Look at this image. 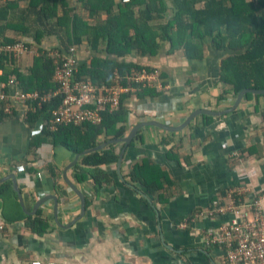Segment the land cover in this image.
Returning a JSON list of instances; mask_svg holds the SVG:
<instances>
[{
    "label": "crops",
    "instance_id": "obj_1",
    "mask_svg": "<svg viewBox=\"0 0 264 264\" xmlns=\"http://www.w3.org/2000/svg\"><path fill=\"white\" fill-rule=\"evenodd\" d=\"M172 1L165 0L168 15ZM7 2L16 6L8 18L18 25L17 16L26 10L27 0ZM66 2L91 27L106 20L104 13L93 17L77 0ZM5 3L0 0V7ZM60 17L59 5L45 29ZM164 23L161 20L158 25ZM55 30L58 34L51 32L39 44L15 30H5V38L14 43L26 41L30 48L29 53L10 55L13 67L25 75L40 53L50 60L53 53H65L63 34ZM77 48L79 66L98 58L159 71L161 86L154 89L158 97L138 98V92L124 97L128 112L125 137L141 123L178 127L195 110L222 112L237 97L232 87L218 83L220 62L230 53L216 52L209 44L200 61L186 60L181 50L168 54L166 44L156 57L132 54L123 59L108 55L102 45L93 51L86 39ZM13 109L10 116L2 113L6 119L0 122V264H27L35 259L56 264H223V250L208 245L203 235L229 221L230 214L221 212L231 204L229 192H235L244 205L259 201L264 216L263 99L243 98L233 113L208 117L211 121L206 127L202 116H197L176 134L153 127L140 129L123 153L119 173L117 162L101 167V187L89 177L82 184L76 182L79 157L66 177L89 200L83 216L77 195L63 180L64 169L75 155L53 146L50 138L32 145L44 120L28 124L21 106ZM99 141L105 143L103 137ZM115 145L119 157L123 144ZM145 161L164 173L171 184L150 193L142 184L133 183L129 176L132 167ZM91 172L87 170V175ZM51 196L57 199L56 218ZM36 213L47 225L39 234L29 225Z\"/></svg>",
    "mask_w": 264,
    "mask_h": 264
},
{
    "label": "trees",
    "instance_id": "obj_2",
    "mask_svg": "<svg viewBox=\"0 0 264 264\" xmlns=\"http://www.w3.org/2000/svg\"><path fill=\"white\" fill-rule=\"evenodd\" d=\"M93 17L106 15L104 23L89 26L79 16L73 14L66 0H27V7L20 12V23L13 25L8 18L16 9L12 2L0 7V47L11 46L14 42L3 36L5 30H15L22 37H29L35 44L40 39L58 34L60 29L68 52L72 46H78L86 39L88 46L97 51L99 46L111 56L123 59L132 54L139 57H156L161 46H168V54L181 50L183 57L190 61H200L205 46L209 44L216 52H228L230 55L220 62L218 83L232 87L236 97L243 90L264 91V0H173L170 15L167 14L165 0H77ZM62 7V17L56 18V24L45 29L47 21L56 17L57 6ZM199 6V8H196ZM31 19V20H30ZM165 21L164 25L153 24ZM49 23V22H48ZM61 54V52H59ZM141 71L140 66L132 63H118L98 58L79 66L78 77L89 79L95 86H110L115 75L124 78L130 71ZM149 70V69H146ZM0 85L14 80L22 93L46 94L54 91L52 84L53 64L47 54H39L33 60L25 75L13 67L9 54H0ZM154 89H141L137 97H158ZM263 99L264 96L246 95L245 100ZM60 101L53 100L43 105L35 114H27L25 121L32 124L38 118L51 119V112ZM13 116V114H12ZM128 112L121 104L112 114L103 113L100 126L83 125L81 127H60L50 133L41 130L33 138L32 145L50 138L53 146H62L74 155L88 151L104 142L124 138ZM204 127L211 119L200 117ZM6 119L0 111V122ZM115 144L99 151L81 156L75 166V180L82 184L89 177L101 187L102 166L117 162L118 153ZM88 171H92L88 176ZM133 183H140L148 192L155 193L170 185L168 177L148 161L134 165L129 173ZM106 180V179H105ZM89 200H85V207ZM36 213L29 222L31 230L40 233L47 225Z\"/></svg>",
    "mask_w": 264,
    "mask_h": 264
},
{
    "label": "built area",
    "instance_id": "obj_3",
    "mask_svg": "<svg viewBox=\"0 0 264 264\" xmlns=\"http://www.w3.org/2000/svg\"><path fill=\"white\" fill-rule=\"evenodd\" d=\"M123 3H128V0ZM77 52V46H72L68 52L51 55V82L56 87L54 91L41 95L22 93L12 79L5 85L1 84L2 113L10 116L13 107L21 106L25 117L27 114H35L43 105L58 99L60 104L51 112V119L43 122L39 131L46 129L53 133L60 127H81L86 124L100 126L102 114L117 112L125 96L141 89H157L161 86V76L156 69L132 70L124 78L115 75L110 86H95L89 79L78 77ZM26 53L27 49L20 42L0 48V54ZM229 198L231 204L221 210L230 214L229 221L205 232V242L223 250V264H264V216L259 201L244 205L233 191L229 192ZM27 264L56 263L35 259Z\"/></svg>",
    "mask_w": 264,
    "mask_h": 264
},
{
    "label": "water",
    "instance_id": "obj_4",
    "mask_svg": "<svg viewBox=\"0 0 264 264\" xmlns=\"http://www.w3.org/2000/svg\"><path fill=\"white\" fill-rule=\"evenodd\" d=\"M246 95H254V96H264V91H256V90H243L241 91L237 97L236 100L233 104V106L227 110H224L222 112H208L205 110H195L192 113L189 114V116H187L185 118V120L181 123L180 126L178 127H169L163 124H159L156 122H146V123H141L136 125L130 132L129 134L124 137V138H120V139H116V140H109L107 142H105L102 145H99L93 149H90L88 151H84L82 153L76 154L73 161L64 169L63 172V180L66 183V185L71 189V191L73 193H75L80 201V210L81 213L80 215L83 216L84 212H85V198L83 196V194L77 189V187H75V185H73L66 177V171L68 169H70L73 165L76 164V162L78 161V158L81 156H84L86 154L92 153V152H96L99 151L101 149H103L104 147H106L109 144H123V147L120 151L118 160H117V170L119 173V167L121 164V160L123 157V153L126 149V147L133 141V139L136 137L138 131L142 128H146V127H153V128H157L159 130H162L163 132H167V133H172V134H176V133H180L182 130H184L189 124L190 122H192L197 116H206V117H210V118H219V117H223L226 115H229L231 113H233L234 111H236L239 107V105L241 104L243 98ZM11 183H12V189L13 191L16 193L17 199H18V203L20 208L22 209V201L20 198V194L18 193V190L16 189V184L14 181V178L11 176ZM131 188H133V186L129 185ZM50 199H52L54 201V206H53V211H54V216L55 218L57 217V199L54 196H51ZM43 201L41 200L39 203H42Z\"/></svg>",
    "mask_w": 264,
    "mask_h": 264
},
{
    "label": "rangeland",
    "instance_id": "obj_5",
    "mask_svg": "<svg viewBox=\"0 0 264 264\" xmlns=\"http://www.w3.org/2000/svg\"><path fill=\"white\" fill-rule=\"evenodd\" d=\"M159 23H157V25H158ZM24 43V47L27 49V53H29V49L30 48H28V46H29V44L28 43H26V41H23ZM249 219H251V217L249 216Z\"/></svg>",
    "mask_w": 264,
    "mask_h": 264
}]
</instances>
